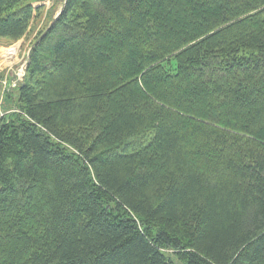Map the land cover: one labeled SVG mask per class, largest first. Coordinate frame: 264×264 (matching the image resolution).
<instances>
[{"label":"trees","instance_id":"1","mask_svg":"<svg viewBox=\"0 0 264 264\" xmlns=\"http://www.w3.org/2000/svg\"><path fill=\"white\" fill-rule=\"evenodd\" d=\"M17 102L0 264H264V0H66Z\"/></svg>","mask_w":264,"mask_h":264},{"label":"rangeland","instance_id":"2","mask_svg":"<svg viewBox=\"0 0 264 264\" xmlns=\"http://www.w3.org/2000/svg\"><path fill=\"white\" fill-rule=\"evenodd\" d=\"M65 1L27 0L26 3L32 6L34 14L27 33L17 41L0 39V119L19 112L18 87L25 80L32 47L59 16V12L63 11ZM36 9L39 10L36 12ZM164 251L175 264H182L175 259L171 249Z\"/></svg>","mask_w":264,"mask_h":264},{"label":"water","instance_id":"3","mask_svg":"<svg viewBox=\"0 0 264 264\" xmlns=\"http://www.w3.org/2000/svg\"><path fill=\"white\" fill-rule=\"evenodd\" d=\"M65 3H66V1H65ZM65 3L63 4V6H62V7H64V6H65ZM62 9H63V8H62ZM60 13H61V11L59 12V14H60ZM59 14H58V15H59ZM56 18H58V16H57ZM56 18H55V19H56ZM53 23H54V20H53L52 24H53Z\"/></svg>","mask_w":264,"mask_h":264}]
</instances>
